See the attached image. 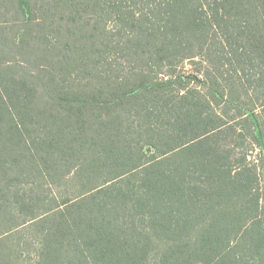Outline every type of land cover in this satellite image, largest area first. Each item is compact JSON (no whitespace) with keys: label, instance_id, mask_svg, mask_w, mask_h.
<instances>
[{"label":"trees","instance_id":"obj_1","mask_svg":"<svg viewBox=\"0 0 264 264\" xmlns=\"http://www.w3.org/2000/svg\"><path fill=\"white\" fill-rule=\"evenodd\" d=\"M0 264H264V0H0Z\"/></svg>","mask_w":264,"mask_h":264}]
</instances>
